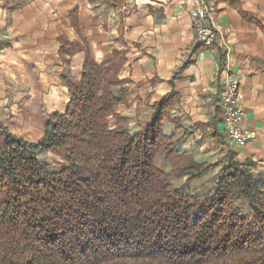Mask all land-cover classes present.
<instances>
[{"label":"trees","instance_id":"obj_1","mask_svg":"<svg viewBox=\"0 0 264 264\" xmlns=\"http://www.w3.org/2000/svg\"><path fill=\"white\" fill-rule=\"evenodd\" d=\"M114 56L99 64L87 54L79 80L63 77L67 110L47 118L38 143L0 122V264H264V174L234 148L225 164H180L181 141L163 130L168 97L141 131L120 117L111 127L129 94L125 56ZM62 148L65 166L39 159ZM160 154L187 183L223 164L212 192L174 187L156 167Z\"/></svg>","mask_w":264,"mask_h":264},{"label":"crops","instance_id":"obj_2","mask_svg":"<svg viewBox=\"0 0 264 264\" xmlns=\"http://www.w3.org/2000/svg\"><path fill=\"white\" fill-rule=\"evenodd\" d=\"M185 1L126 0L113 7L0 0V122L38 143L47 118L67 110L63 77L79 80L87 54L102 64L118 53L125 56L119 78L128 82L129 94L109 117L111 127L120 117L131 133L141 131L168 97L165 134L181 141L186 155L213 156L220 148L215 124L223 133L222 68L229 64L242 85L245 127L256 133L247 146L232 147L240 163L251 162L253 173L264 174V0H207L223 39L214 47L198 41Z\"/></svg>","mask_w":264,"mask_h":264},{"label":"built area","instance_id":"obj_3","mask_svg":"<svg viewBox=\"0 0 264 264\" xmlns=\"http://www.w3.org/2000/svg\"><path fill=\"white\" fill-rule=\"evenodd\" d=\"M190 6V19L198 41L205 46L214 47L223 41L215 22V9L207 0H186ZM229 64L222 68L221 92L219 107L221 110V132L235 148L245 147L256 138V133L245 127V109L243 106L242 85Z\"/></svg>","mask_w":264,"mask_h":264},{"label":"rangeland","instance_id":"obj_4","mask_svg":"<svg viewBox=\"0 0 264 264\" xmlns=\"http://www.w3.org/2000/svg\"><path fill=\"white\" fill-rule=\"evenodd\" d=\"M178 152H179V160L180 164H183L186 162V160H190L191 158L193 159L194 157L197 156V163L200 164H215L218 162H222L223 164L227 163V157L229 152L234 151V149H232V145L228 143V145L226 143H223L220 148L219 151H217L215 153V155H206L205 158H201L200 155L203 153L201 151L198 150H192L190 152V154L185 153V151H183V148L181 146V144L178 145ZM209 148V147H208ZM207 150V149H205ZM213 150L211 149V152ZM67 151L62 148L60 150H51L48 151L46 153H43L39 156V159L44 162V163H48L51 169H58L62 166L67 165L66 162V157H67ZM205 162V163H204ZM174 162L170 161V160H166L165 156L160 154L158 156V159L156 161V167H160L162 168L169 176L171 183H173L174 187H186V190L194 195V196H207L208 194H210L212 192V190L214 189L215 185H216V181H217V176L219 175V173L221 172V169L223 167V164L220 165V167L210 171L207 173V175L201 177V178H196L191 180V182L187 183L188 179L187 177H183V176H179L177 171L175 170L174 167ZM256 173V172H255ZM254 173V174H255Z\"/></svg>","mask_w":264,"mask_h":264}]
</instances>
